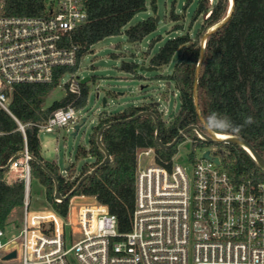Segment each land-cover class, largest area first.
<instances>
[{
    "label": "trees",
    "instance_id": "obj_1",
    "mask_svg": "<svg viewBox=\"0 0 264 264\" xmlns=\"http://www.w3.org/2000/svg\"><path fill=\"white\" fill-rule=\"evenodd\" d=\"M192 1L187 0L186 7ZM84 5L87 19L64 39L67 47L76 48V65L58 69L50 83L14 85L11 113L0 109V168L27 149L32 156L29 161L32 178L38 179L45 188L46 206L67 217L70 199H55V182L36 159L57 177L61 194L67 195L79 179L105 157L97 144L100 128L106 123L123 120L106 128L101 136L102 143L111 154V162L84 180L72 197L95 196L117 216L119 231L125 233L131 229L135 207L139 151L153 148L155 163L170 167L178 145L186 138L184 136L171 149H162L156 140L157 126L153 117L147 115L125 120L141 111H153L158 115L160 138L165 144L171 143L181 130L190 125L202 127L193 99L196 68L202 50L200 43L205 32L227 16L230 0H214L212 4L209 0H198L193 21L203 16L204 24L196 33V39L189 33L170 38L150 57V64L161 68L170 65L175 54H179L172 73L166 77L174 83L181 101L172 120L165 122L153 103L130 106L117 113L104 112L93 127L89 148L80 147L77 154V157L91 158L92 162L86 163L79 172L71 165L64 174L56 161L46 159L43 154L40 125L59 109L69 106L83 109L88 102V82L81 84L79 96L69 91L67 83L63 85L66 93L62 98L47 105L48 96L60 86L64 74L78 71L81 58L91 51L94 44L120 34H125L132 43L141 42L159 25L155 17L148 16L126 28L136 14L148 10L147 0H84ZM0 8L1 13L7 16L46 14L44 0H0ZM152 9L156 12L154 0ZM173 17L177 19L178 15L174 14ZM137 67L138 64L134 62H123L121 65V69L128 72H134ZM199 103L208 124L215 114L218 118L229 117L233 126L239 128L238 131L230 129L224 132L213 129L216 133L245 138L264 157V0H235V9L228 22L207 38L199 75ZM248 116L253 117V123H245ZM20 124L24 125V130L20 129ZM187 136L191 137L194 148L216 145L206 142L196 131L189 132ZM195 150L190 153L192 158L195 157ZM216 151L235 182L264 181V170L243 147L217 144ZM9 172L10 169H0V229L5 231L14 222V215H22L25 200L24 181L20 178L9 181Z\"/></svg>",
    "mask_w": 264,
    "mask_h": 264
},
{
    "label": "built area",
    "instance_id": "obj_2",
    "mask_svg": "<svg viewBox=\"0 0 264 264\" xmlns=\"http://www.w3.org/2000/svg\"><path fill=\"white\" fill-rule=\"evenodd\" d=\"M44 1L41 16H7L0 8V109L8 113L14 85L50 83L58 69L77 62L76 48L67 47L64 39L87 19L84 0ZM80 80L72 76L67 82L78 96ZM77 111L59 109L40 128L76 125ZM201 149L200 157L189 154V165L174 159L170 167L155 160L145 166L138 162L131 229L125 233L95 196L70 198L93 200L70 203L67 217L48 206L30 211L31 158L26 153L9 168L24 181L25 200L18 234L0 229V253L17 252L4 262L264 264V181L235 182L216 147ZM206 151L211 160L203 157ZM141 153L155 158L153 148L141 149L138 158Z\"/></svg>",
    "mask_w": 264,
    "mask_h": 264
},
{
    "label": "rangeland",
    "instance_id": "obj_3",
    "mask_svg": "<svg viewBox=\"0 0 264 264\" xmlns=\"http://www.w3.org/2000/svg\"><path fill=\"white\" fill-rule=\"evenodd\" d=\"M152 1L147 0L148 10L136 14L126 28L145 20L148 16H153L159 17L156 31L137 43L130 42L125 34H120L94 44L91 51L81 58L77 73L75 75L66 73L61 79L60 86L48 96L47 105H50L65 95L66 89L63 85L69 82L72 76L79 79L90 77L87 105L77 111V116L80 117L79 123L76 124L80 125L77 133L74 134L75 124L52 129L40 128L39 137L45 158L56 161L64 174H67L66 169L71 165L79 172L86 163L92 162L91 158L77 157V154L80 147L89 148L93 127L98 124L104 112L117 113L130 106L158 102L160 115L168 123L172 120L171 115L179 110L181 105L179 91L173 82L166 79L167 75L172 73L173 64L179 54H175L170 65L161 68L152 66L150 57L156 54L170 38L189 33L193 39H196V33L204 24V17L200 16L193 21L198 0H193L187 7V0H154L156 12L152 9ZM209 1L211 4L214 2V0ZM174 14L178 15L177 19H174ZM177 27L181 28L176 30ZM123 62H134L138 67L134 72H128L121 69ZM216 145L204 148H212ZM193 149H196V156L200 157L202 149L194 148L191 137L186 135L185 140L178 145V151L173 159L189 165L188 156ZM138 162L140 166L151 164L154 162V156L141 153ZM7 179H12L11 171ZM30 191V211L44 210L45 188L38 179L32 178ZM76 200L93 199L73 198L70 202L71 207ZM22 216L23 213L14 215V222L7 228L9 234H18ZM3 255L0 253V264H19L18 260L4 262Z\"/></svg>",
    "mask_w": 264,
    "mask_h": 264
},
{
    "label": "water",
    "instance_id": "obj_4",
    "mask_svg": "<svg viewBox=\"0 0 264 264\" xmlns=\"http://www.w3.org/2000/svg\"><path fill=\"white\" fill-rule=\"evenodd\" d=\"M235 9V0H230V8L228 11L227 16L218 24H216L215 26L211 27L210 29H208L205 34L203 35L202 39H201V54H200V59L196 68V74H195V82H194V91H193V99H194V105L197 111V114L201 120V125L204 129H202L201 126L199 125H190L186 128H184L183 130L180 131V133L178 134V136L171 142L168 144H165L162 142L161 138H160V121L158 118V115L156 113H154L153 111H149V110H145V111H141L139 114H137L134 117H131L129 119H126L125 121H131L135 118L141 117V116H151L153 117L156 126H157V130H156V140L157 143L159 145L160 148L162 149H171L173 148L175 145H177V143L184 137L186 136L189 132L191 131H196L197 134L202 137L206 142L210 143V144H235V145H239L241 147H243L244 149H246L251 156L256 160L257 164L259 165V167L264 170V157L252 146V144L246 140L245 138L242 137H238V136H232V135H228V138H219L217 137V133L209 127V124L207 123V121L205 120L204 116L202 115L201 109H200V103H199V75H200V70L204 61V50H205V46H206V41L207 38L214 33L215 31H217L219 28H221L222 26H224L228 20L230 19L233 11ZM159 21V17L156 18V23H158ZM154 68V67H152ZM90 80V77H85L83 79L80 80L81 84H85ZM155 104V106H159V103H153ZM173 116V114L171 115V117ZM118 122H124L123 120L120 121H113V122H109L104 124L99 132H98V138H97V144L99 146V148L104 152L105 157L103 159V161L101 163H99L96 167H94L92 170L88 171L87 173H85L78 181V183L76 184V186L73 188V190L67 194V195H62L60 190H59V186H58V180L57 177L38 159H36V161L43 167V169L53 178L54 182H55V198L59 201H67L69 200L74 193L79 189V187L81 186V184L84 182V180H86L88 177H91L93 175H95L97 173V171L105 164H108L109 162H111L112 158H111V154L109 152V150L104 146V144L102 143L101 140V136L103 131L108 128L109 126H112L113 124H116ZM80 128V125H76L75 126V132L74 134L77 133L78 129ZM26 153H28V155L30 156V158L32 159V156L29 154V152H26L25 150L21 151L20 153H18L17 155H15L10 162L5 166V167H1L0 169L3 170H7L10 168V164L17 160L18 158H21L23 155H25ZM204 158L211 160L212 156L210 155L209 151H206L203 155ZM213 160L216 163H219V158L215 157L213 158ZM17 256V252L13 251L11 254L7 255L4 257V259H10L13 257Z\"/></svg>",
    "mask_w": 264,
    "mask_h": 264
},
{
    "label": "clouds",
    "instance_id": "obj_5",
    "mask_svg": "<svg viewBox=\"0 0 264 264\" xmlns=\"http://www.w3.org/2000/svg\"><path fill=\"white\" fill-rule=\"evenodd\" d=\"M253 117L248 116L245 118V123H253ZM209 127L221 132L228 131L230 129L238 131V127H234L230 118L227 116L217 117L215 114L209 120Z\"/></svg>",
    "mask_w": 264,
    "mask_h": 264
},
{
    "label": "crops",
    "instance_id": "obj_6",
    "mask_svg": "<svg viewBox=\"0 0 264 264\" xmlns=\"http://www.w3.org/2000/svg\"><path fill=\"white\" fill-rule=\"evenodd\" d=\"M11 173H12V179H9V181H12V180L17 179L18 172H16V171H11Z\"/></svg>",
    "mask_w": 264,
    "mask_h": 264
},
{
    "label": "bare ground",
    "instance_id": "obj_7",
    "mask_svg": "<svg viewBox=\"0 0 264 264\" xmlns=\"http://www.w3.org/2000/svg\"><path fill=\"white\" fill-rule=\"evenodd\" d=\"M217 137H219V138H228L229 136L227 134L217 133ZM3 259H4V257H3Z\"/></svg>",
    "mask_w": 264,
    "mask_h": 264
}]
</instances>
